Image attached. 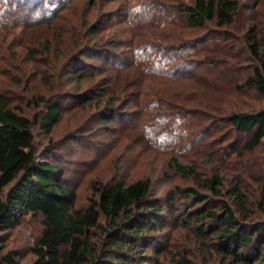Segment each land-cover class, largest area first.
I'll return each mask as SVG.
<instances>
[{"label":"rangeland","instance_id":"rangeland-1","mask_svg":"<svg viewBox=\"0 0 264 264\" xmlns=\"http://www.w3.org/2000/svg\"><path fill=\"white\" fill-rule=\"evenodd\" d=\"M194 2L0 0V94L32 121L37 155L63 168L74 210L98 200L94 187L151 181L163 224L138 240L136 256L124 251L136 264H264V229L250 227H264V141L247 150L250 135L228 120L264 108L261 93L240 88L257 65L245 40L251 27L264 47V0H239L223 29L189 27L183 11ZM55 101L61 115L48 134L39 121ZM215 175L218 197L205 186ZM189 187L222 218L223 203L236 211L255 239L250 261L237 256L242 248L227 253L220 231L198 233V204L179 192ZM43 230L40 216L22 217L5 232L3 252L33 264ZM96 235L99 248L105 240Z\"/></svg>","mask_w":264,"mask_h":264},{"label":"trees","instance_id":"trees-1","mask_svg":"<svg viewBox=\"0 0 264 264\" xmlns=\"http://www.w3.org/2000/svg\"><path fill=\"white\" fill-rule=\"evenodd\" d=\"M239 10V0H195L183 12L191 28H205L214 23L223 29L233 25ZM245 40L257 65L240 88H254L264 96V47L261 49L255 27L248 30ZM60 106V101L48 103L39 121L45 133H51L59 122ZM228 120L234 129L250 135L244 144L247 150L256 149L264 141V108L231 112ZM172 162L178 172L191 174L190 169L176 159ZM222 182V178L215 175L205 180V186L218 197L222 193L219 189ZM94 188L99 194L98 200L91 199L85 209L74 210L77 193L65 185L63 168L37 155L32 121L11 108L7 98L0 94V264H19L15 257L3 252L4 234L16 229L26 215L40 216L44 222V230L34 247L33 264H136L132 254L138 253V240L147 239L146 233L163 224L164 210L151 198V181L138 180L129 185L120 182ZM179 192L198 204L197 213L201 217L194 228L200 235L220 231L219 245L229 254L242 248L237 256L250 261L248 249L255 239L247 231L244 233L246 225L239 221L235 210L223 203L221 208L227 216L222 218L210 208L209 196L192 187L179 189ZM236 196L243 204L242 195L236 192ZM250 227L256 235L264 229L261 224ZM98 233L105 243L95 248L93 240ZM262 254L264 257V251Z\"/></svg>","mask_w":264,"mask_h":264}]
</instances>
